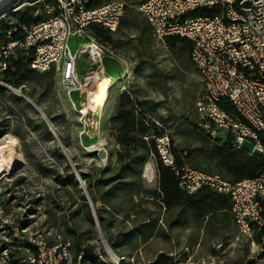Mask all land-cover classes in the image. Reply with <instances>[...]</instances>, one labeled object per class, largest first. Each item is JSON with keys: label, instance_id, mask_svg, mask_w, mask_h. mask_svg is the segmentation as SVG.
I'll use <instances>...</instances> for the list:
<instances>
[{"label": "rangeland", "instance_id": "374dc122", "mask_svg": "<svg viewBox=\"0 0 264 264\" xmlns=\"http://www.w3.org/2000/svg\"><path fill=\"white\" fill-rule=\"evenodd\" d=\"M124 1L125 14L120 28L114 32L112 45L95 36L110 48L102 63H94L86 55L78 60L82 89L64 86L56 71L31 77L18 88L5 86L22 101L0 98V148L7 147L15 163L0 179V251L11 248L18 233L48 243L69 240L72 244L73 239L66 238L63 230L76 224V239L95 245L97 264H175L176 259L196 261L208 256L224 258L231 264L247 263L254 246L246 238H237L234 221L225 222V226H204L185 207L166 210L155 206L150 198L153 195L146 192L138 205L125 194L113 196L112 201L121 212L106 210L102 212V223L97 215L98 222L91 224L84 211L76 214L82 202L68 176L64 174L68 179L66 187L55 180L69 164L80 189L89 194L82 173L99 176L102 169L114 165L119 145L114 137L113 118L124 91L131 93L148 118L163 126L171 148L186 165L207 171L215 167L213 159L204 154H188L200 146L199 138L206 136L199 127L201 117L196 108L204 84L190 49H172L166 41L154 37L140 10L144 0ZM26 4L31 2L13 0L0 10V19ZM43 11L47 12L46 6ZM90 36L94 34L88 30L86 39L73 37L72 50L91 42ZM97 70L101 74L96 73L93 78ZM0 83L5 82L0 78ZM122 83H126L127 90H121ZM88 85L107 86L98 105L92 103ZM245 147L253 150L254 144L247 140ZM95 149H105L107 157L102 158ZM143 179L148 191L159 188L154 157L146 162ZM99 200L97 197V209L104 207ZM149 215L159 219V231L145 242L133 230L147 223ZM111 239L118 244L117 248L112 246ZM80 261L81 256L75 261L72 252L67 264H92L89 259Z\"/></svg>", "mask_w": 264, "mask_h": 264}, {"label": "built area", "instance_id": "2783aa9c", "mask_svg": "<svg viewBox=\"0 0 264 264\" xmlns=\"http://www.w3.org/2000/svg\"><path fill=\"white\" fill-rule=\"evenodd\" d=\"M45 6L47 19L15 26L0 38V73L21 49L33 69L54 68L64 86L82 89L79 58L86 55L99 64L110 48L90 36L91 42L73 51L71 39H86L91 25L117 31L126 3L109 0L90 8L85 0H54ZM206 9L216 12L203 13ZM140 10L158 40L180 36L193 42L191 59L204 84L196 101L199 125L212 137L230 134L235 150L264 160V0H144ZM120 88L124 91L128 86L122 83ZM223 100L233 104V112L222 108ZM247 140L254 144L253 150L246 149ZM158 148L182 191L192 194L207 187L229 196L237 238H246L254 246L244 264H264V168L253 178L231 181L220 172L179 165L167 134L158 138ZM10 247L0 251V264H67L72 257L69 240L48 243L18 233ZM175 264L231 263L208 256L196 261L176 259Z\"/></svg>", "mask_w": 264, "mask_h": 264}, {"label": "trees", "instance_id": "16d2710c", "mask_svg": "<svg viewBox=\"0 0 264 264\" xmlns=\"http://www.w3.org/2000/svg\"><path fill=\"white\" fill-rule=\"evenodd\" d=\"M28 1L31 2L30 5L26 4L22 8L9 13L7 17L0 19V38L4 37L5 33L15 26H31L47 19L48 13L44 12L43 8L46 4L54 2V0H44L43 2H36L37 0ZM85 1L86 6L91 8L109 0ZM40 10L41 13H39ZM215 12L216 9H206L203 13L213 14ZM13 16L16 18L11 23L10 20ZM88 30L102 41L110 44L114 42V31L98 25H91ZM16 36L21 37V31L16 33ZM166 42L172 49L180 46L188 48L191 54L193 42L187 38L173 36L167 38ZM49 72H55V69L52 68L45 72L33 69L30 57H27L21 49H18L17 58L9 59L8 68L0 73L1 80L5 82L0 83V98L8 97L10 100L21 102L22 99L16 97L5 86L10 85L18 88L28 82L31 77H41ZM220 105L227 111H234V106L229 100L221 101ZM137 106V100L132 97L129 91L122 92L118 112L113 118V129L116 131L114 137L119 145L116 161L114 165L102 169L99 176L82 173L100 222L104 221L105 218L102 212L106 210L121 212L112 201L113 196L117 197L125 194L134 205H138V200L143 199L146 192H150L153 195L150 197L151 202L155 206L166 210L185 207L191 211L194 219L201 222L204 226L213 224L225 226V222L233 223L234 219L231 213L229 196L207 187L192 194L181 190L175 171L166 166L160 157L158 138L166 134L163 126H159L151 118H148L146 112ZM150 116L152 117L153 115L150 114ZM2 125L3 121L0 118V128ZM199 127L206 133V136L200 137V146L188 152V154L191 155L192 152L204 154L209 159H213L215 167L210 171L202 167H194L195 169L206 172H220L231 181H241L255 177L264 168V160L262 158L249 156L242 150H235L230 134L224 133L220 137H212L206 129L200 125ZM172 151L177 163L185 165L186 161L180 157L178 152L173 149ZM61 156L64 157L62 153ZM150 157H154L157 165L159 188L148 191L143 179V169ZM64 174L68 176L69 181L73 185L72 188L79 193L78 196L82 202L80 208L75 210L76 214L84 211L86 220L91 224L94 223L95 218L89 198L80 189L76 173L69 164L65 167V173H58L55 177V180L61 186L66 187L68 179L64 177ZM97 197H100L99 201L103 203L104 207L101 209L96 208ZM72 198H74L73 194ZM146 220L148 221L147 223H143L136 230H133V233L141 234L145 242L159 231L158 218L149 215ZM78 232L79 229L76 224L67 226L63 230L66 238L73 239L71 251L74 252L75 261H78L81 256V263L89 259L92 264H97L98 256L95 254V245L79 242L76 239ZM110 242L114 248H117L118 244L113 239Z\"/></svg>", "mask_w": 264, "mask_h": 264}, {"label": "bare ground", "instance_id": "6f19581e", "mask_svg": "<svg viewBox=\"0 0 264 264\" xmlns=\"http://www.w3.org/2000/svg\"><path fill=\"white\" fill-rule=\"evenodd\" d=\"M12 1L13 0H0V10L5 5L10 4V2H12ZM98 72H99V70H97V71H95L93 73L94 74V77H96L95 75ZM88 88L90 89V93L92 94V97L90 98L91 101H92V103L95 104V105H98V103L100 101L101 95H103V93H106L107 86H95V87H93V86L88 85ZM22 96H23V94H22ZM6 148L5 149H4V147L3 148H0V179L4 175L8 174L15 167V163H14V161L12 159V155L10 153H8V150Z\"/></svg>", "mask_w": 264, "mask_h": 264}, {"label": "water", "instance_id": "95a60500", "mask_svg": "<svg viewBox=\"0 0 264 264\" xmlns=\"http://www.w3.org/2000/svg\"><path fill=\"white\" fill-rule=\"evenodd\" d=\"M23 98L27 99L24 95L22 96ZM40 112L45 115L41 110ZM95 153H98L102 158H106L107 157V151L105 149H95ZM257 153H260L259 151H257ZM88 198H89V203L91 205L92 211H93V216L95 218V221L98 222L97 220V212L94 206L93 201L91 200V197L89 196V194H87Z\"/></svg>", "mask_w": 264, "mask_h": 264}, {"label": "crops", "instance_id": "0c3cea01", "mask_svg": "<svg viewBox=\"0 0 264 264\" xmlns=\"http://www.w3.org/2000/svg\"><path fill=\"white\" fill-rule=\"evenodd\" d=\"M144 17H145V16H144ZM145 19H146V17H145ZM146 21H147V19H146ZM147 23H148V25L151 27V25H150V23H149L148 21H147ZM151 29H152V27H151ZM152 31H153V29H152ZM114 32H115V31H114ZM153 35H154V32H153ZM154 37H155V35H154ZM111 45H112V44H111ZM126 70L128 71V69H126ZM98 74L100 75L101 72L98 73ZM124 74H125V75H128V73H126V72H124ZM125 75H124V76H125ZM95 76H96V75H95ZM93 78H96V77L93 76ZM101 78H103V76H101ZM104 78H106V76H104Z\"/></svg>", "mask_w": 264, "mask_h": 264}]
</instances>
